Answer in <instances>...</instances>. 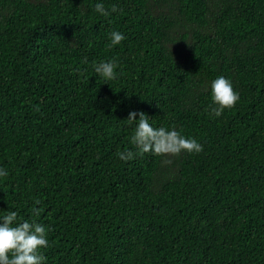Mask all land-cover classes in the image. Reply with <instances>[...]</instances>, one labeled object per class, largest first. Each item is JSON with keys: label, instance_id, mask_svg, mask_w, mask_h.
Wrapping results in <instances>:
<instances>
[{"label": "trees", "instance_id": "obj_1", "mask_svg": "<svg viewBox=\"0 0 264 264\" xmlns=\"http://www.w3.org/2000/svg\"><path fill=\"white\" fill-rule=\"evenodd\" d=\"M95 2L0 0V215L49 227L46 264H264V0ZM130 111L202 150L142 151Z\"/></svg>", "mask_w": 264, "mask_h": 264}, {"label": "clouds", "instance_id": "obj_2", "mask_svg": "<svg viewBox=\"0 0 264 264\" xmlns=\"http://www.w3.org/2000/svg\"><path fill=\"white\" fill-rule=\"evenodd\" d=\"M94 9L103 16L109 15V9L104 7L103 0H96ZM116 10L117 7L113 4L111 11ZM109 36V47L118 45L125 39V34L116 29L112 30ZM118 64L115 58L101 59L94 65V72L104 82H109L117 77ZM210 91L212 101L210 111L217 117L225 109L233 107L240 99L239 91L224 75H217L210 81ZM127 118L130 121H136L133 139L142 151L154 149L155 142L161 133L174 141L171 151L178 152L183 149L188 152H199L202 150V144L194 137L181 135L174 129L153 128L143 112L137 114L135 111H130ZM118 155L121 159H128L132 153L126 154L122 151ZM7 175V168L0 166V178ZM33 213L38 215L39 210L33 208ZM48 232L49 227L44 223L31 219L17 220V211L9 209L0 215V264H46L47 257L43 249L50 243Z\"/></svg>", "mask_w": 264, "mask_h": 264}]
</instances>
